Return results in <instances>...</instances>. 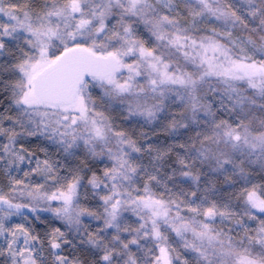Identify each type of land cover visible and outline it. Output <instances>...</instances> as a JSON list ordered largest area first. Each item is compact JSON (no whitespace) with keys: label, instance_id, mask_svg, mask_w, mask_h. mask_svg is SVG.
Masks as SVG:
<instances>
[{"label":"snow or ice","instance_id":"obj_1","mask_svg":"<svg viewBox=\"0 0 264 264\" xmlns=\"http://www.w3.org/2000/svg\"><path fill=\"white\" fill-rule=\"evenodd\" d=\"M0 264H264V0H0Z\"/></svg>","mask_w":264,"mask_h":264}]
</instances>
